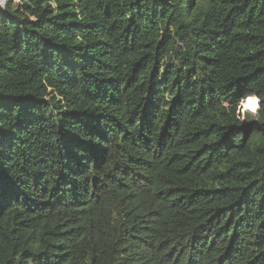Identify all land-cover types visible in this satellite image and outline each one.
I'll return each mask as SVG.
<instances>
[{"label":"trees","instance_id":"trees-1","mask_svg":"<svg viewBox=\"0 0 264 264\" xmlns=\"http://www.w3.org/2000/svg\"><path fill=\"white\" fill-rule=\"evenodd\" d=\"M0 264H264V0L0 7Z\"/></svg>","mask_w":264,"mask_h":264},{"label":"rangeland","instance_id":"rangeland-1","mask_svg":"<svg viewBox=\"0 0 264 264\" xmlns=\"http://www.w3.org/2000/svg\"><path fill=\"white\" fill-rule=\"evenodd\" d=\"M8 0H0V7H3L5 4H6V2H7ZM19 0H12V2H14V3H17ZM242 100V99H241ZM241 100H240V102H241ZM239 103V102H238ZM250 117L252 118V116L250 115ZM242 118H246V116L245 117H242Z\"/></svg>","mask_w":264,"mask_h":264}]
</instances>
